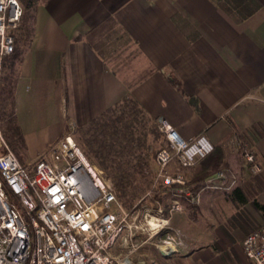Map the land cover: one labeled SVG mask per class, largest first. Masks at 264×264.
<instances>
[{"label": "crops", "instance_id": "1", "mask_svg": "<svg viewBox=\"0 0 264 264\" xmlns=\"http://www.w3.org/2000/svg\"><path fill=\"white\" fill-rule=\"evenodd\" d=\"M32 22L4 82L14 99L56 107L61 134L132 97L185 139L226 145L221 187L168 215L161 234L182 235L171 254L159 247L163 264H255L241 240L264 227L253 203H264V0H41Z\"/></svg>", "mask_w": 264, "mask_h": 264}, {"label": "built area", "instance_id": "2", "mask_svg": "<svg viewBox=\"0 0 264 264\" xmlns=\"http://www.w3.org/2000/svg\"><path fill=\"white\" fill-rule=\"evenodd\" d=\"M22 15L20 0H0V85L4 60L15 50L14 31ZM161 123L168 145L157 152L155 183L165 184L172 198L168 208L158 204L135 213L124 206L112 178L91 163L71 131L27 164L10 148L0 120V264L143 261L134 257L135 252L170 222L168 215L183 208V199L199 200V192L194 193V184L180 169L195 164L213 148L203 135L187 140L170 124ZM244 154L250 171H260L255 154L248 150ZM173 161L177 167L170 173ZM225 178L226 171L220 170L205 179L204 188H220ZM153 243L166 253L176 250L172 238ZM243 250L255 264H264V227L246 235Z\"/></svg>", "mask_w": 264, "mask_h": 264}, {"label": "trees", "instance_id": "3", "mask_svg": "<svg viewBox=\"0 0 264 264\" xmlns=\"http://www.w3.org/2000/svg\"><path fill=\"white\" fill-rule=\"evenodd\" d=\"M41 0H21L27 8L15 28V50L7 56L3 63L2 81L7 75L8 62L20 54L21 47L29 43L33 36V22L28 21L29 10H35ZM32 18L34 14L31 15ZM15 57H12V55ZM13 55V56H14ZM11 65V64H10ZM0 85V99H2ZM13 116V113H9ZM10 116V117H11ZM1 120V115H0ZM8 118L7 124L1 127L5 138L14 148L20 144L24 146V135L16 128L15 124ZM158 122L143 109L142 105L134 98L127 97L125 100L115 104L107 111L93 118L89 123L81 126L79 132V143L85 153L91 159H99V164L109 169L111 173L117 195L127 208H132L145 194L147 188L151 187L153 179L146 172L149 166L143 155L144 150L149 149L147 144L148 135L158 131ZM74 135V132H72ZM164 135V134H162ZM75 139L76 136L74 135ZM18 140L15 142V139ZM164 145L168 141L164 135ZM153 156L157 150L152 151ZM24 162V161H22ZM109 162V163H107ZM229 167L227 157V147L225 144H216L212 150L199 158L198 161L188 167L182 168V171L190 176L189 181L194 184V193L200 192L205 185V179L220 170L226 171ZM151 189V188H150ZM168 187L161 182L158 186L152 188L154 198H162L168 191ZM242 197V202L248 200V195L241 189L235 190V195ZM253 203L264 215V203L257 198Z\"/></svg>", "mask_w": 264, "mask_h": 264}, {"label": "rangeland", "instance_id": "4", "mask_svg": "<svg viewBox=\"0 0 264 264\" xmlns=\"http://www.w3.org/2000/svg\"><path fill=\"white\" fill-rule=\"evenodd\" d=\"M21 1V0H20ZM22 3V2H21ZM22 6L24 8V11L27 9L25 7L24 2L22 3ZM33 9H30L29 12V23L32 22V14H34ZM24 13V12H23ZM23 47V46H22ZM21 47V49H22ZM14 55V54H13ZM12 57H15V55ZM13 59V58H12ZM7 72V70H5ZM2 81V80H1ZM1 93H2V99H0V115H1V120L3 124H7L8 122V118L12 119L11 122H13V124H15L16 128L19 129V131L24 135V146L18 144L15 148L9 143L10 148L13 149V151H15L17 153V155L20 157L21 161L24 162H31L34 163L41 155L47 153L50 148L56 144L59 139H61L62 135V129H63V115L59 114V111L56 110V107L51 108L48 105H45L41 102H39V100L37 102H29L26 101L24 99H19V98H15L13 97V94L10 92V88L8 87V85L3 82L1 84ZM42 101H46V99H42ZM27 102V103H25ZM13 113V116L9 115V113ZM11 116V117H10ZM162 120L160 121L159 125V129L158 131H155V133H151L148 135V142L147 144L150 146L149 149L144 150L143 155L145 153V158L147 160V162L149 163V166L146 168V172H148V174L151 176V178L153 179V182L151 184V189L147 188V191L145 192V194L141 197V199L132 207V208H127L125 205V207L129 210H132L135 213H139V212H143L145 210V207H154L155 205L161 204L163 207L168 208V205L171 201L172 195L170 193V190H168L165 194H163L162 198H154L153 197V192H152V188H155L156 186H158V183H155V178H156V171L158 168V164L156 162V155L153 156V152L154 150H157V152L165 147L164 142H163V137H164V132L161 131V123ZM74 125H69L68 129H65V131H63L64 133L66 132H74V135L76 136V141L78 139L79 136V132L81 130V126L79 127H73ZM69 128L71 130H69ZM164 134V135H162ZM181 135V134H180ZM166 137V135H165ZM15 139V138H14ZM167 139V137H166ZM18 140L15 139V142H17ZM77 141V142H78ZM80 142V141H79ZM78 142V143H79ZM80 144V143H79ZM81 146V144H80ZM82 147V146H81ZM83 149V148H82ZM247 148L243 149V154L245 153V151H247ZM84 151V149H83ZM251 151V150H248ZM85 152V151H84ZM254 153V152H253ZM86 154V153H85ZM255 154V153H254ZM245 155V154H244ZM87 156V154H86ZM256 156V155H255ZM87 158L91 161V163L95 166H97L99 169H101L102 171H104V173L108 174L111 178L112 181L114 183L113 177L111 175V173H109V169H106L104 167H102L99 164V159H91L90 157L87 156ZM246 158V157H245ZM109 163V162H107ZM176 161H173V163L168 167V170L170 173L173 172V170L176 169L177 166H175ZM182 170V169H180ZM257 173H259V171H257ZM187 178L189 179L190 176L187 174ZM161 182V181H160ZM162 183V182H161ZM163 184V183H162ZM165 185V184H164ZM115 186V183H114ZM116 190V188H115ZM200 193V192H199ZM248 199L251 198V194L248 195ZM183 199L182 201L184 202ZM183 209V208H182ZM168 215V214H167ZM166 215V216H167ZM169 225V223L163 228L161 229V231L156 234L153 238H152V242L147 243L145 246H147V253L148 255H144V250L143 249H139L137 250V252H135L134 257L135 258H143V261H140L138 264H163L164 260L163 258H160L157 256V251L159 249L158 244H154L155 243H163V241L165 239H178L181 237V232H175L176 236H174V234L172 233H168L165 232L164 234H161L162 232L165 231V229L167 228V226ZM262 227V226H261ZM260 228V226L250 230L249 232H247L241 242L243 244L244 238L246 237L247 234L251 233L252 231L256 230ZM147 237V235L145 236ZM120 243V241H118V244ZM144 246V247H145ZM143 250V251H142ZM119 251H123L126 252L125 249L121 248L119 249ZM171 254V253H168ZM141 256V257H140ZM156 261V262H155ZM227 263L225 264H241L239 263L240 260L238 257L234 256L233 258H227L226 260Z\"/></svg>", "mask_w": 264, "mask_h": 264}]
</instances>
